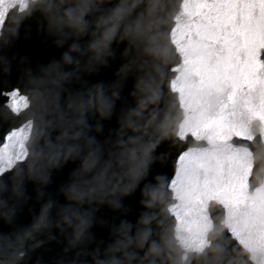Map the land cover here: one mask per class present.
Returning a JSON list of instances; mask_svg holds the SVG:
<instances>
[{
	"label": "clouds",
	"instance_id": "obj_1",
	"mask_svg": "<svg viewBox=\"0 0 264 264\" xmlns=\"http://www.w3.org/2000/svg\"><path fill=\"white\" fill-rule=\"evenodd\" d=\"M18 7L10 9L0 24V49L33 13L39 15L38 30L56 47H67L59 59L35 68L27 57H20L16 61L20 83L14 88L28 103L19 112L0 105V125L19 128L23 122L8 149L0 150V220L14 222L30 199L29 181L41 202L27 226L0 232V264H24L27 252L44 240L56 239V234L65 246L55 264H245L250 253L228 238L226 217L209 207L207 223L192 228L178 223L169 208L182 209L183 202L168 190L165 176L146 180L162 158L157 149L172 140L185 120V109L169 87L173 75L169 69L177 60L169 35L180 15L177 0H28L23 12ZM116 59L120 63L112 80L83 79ZM13 60L0 54V75L10 72ZM216 103V94L205 97L204 114H210ZM114 114L117 127L98 139L102 121ZM252 131L260 137L257 124H252ZM252 148L254 183L264 185V139L260 148L255 143ZM68 161L77 163L58 186L57 196L46 194L52 170ZM138 188L142 210L134 223L127 219L109 223L97 217L104 205L127 213L124 198ZM94 224L107 225L106 243L96 240ZM93 243L95 247L89 248Z\"/></svg>",
	"mask_w": 264,
	"mask_h": 264
},
{
	"label": "snow or ice",
	"instance_id": "obj_2",
	"mask_svg": "<svg viewBox=\"0 0 264 264\" xmlns=\"http://www.w3.org/2000/svg\"><path fill=\"white\" fill-rule=\"evenodd\" d=\"M176 21L171 37L183 63L176 67L171 88L185 109L178 134L184 138L190 133L188 143L195 137L206 144L178 154L180 167L170 183L183 207L171 205V210L178 223L198 227L209 220L208 202L219 201L227 209L232 235L251 260L264 264V185L249 190L252 145L260 148L264 139V0H185ZM19 92H3V103L16 112L28 103ZM213 93L216 106L204 114L205 97ZM253 123L260 137L253 133ZM22 130H6L0 150H7Z\"/></svg>",
	"mask_w": 264,
	"mask_h": 264
},
{
	"label": "water",
	"instance_id": "obj_3",
	"mask_svg": "<svg viewBox=\"0 0 264 264\" xmlns=\"http://www.w3.org/2000/svg\"><path fill=\"white\" fill-rule=\"evenodd\" d=\"M180 2L181 0H177L179 8H180ZM9 13L10 12H8L6 19L8 18ZM38 21H39V15L37 13H33L32 16L23 19L18 28L16 37L10 41V44L6 48L0 49V54H4L9 58L15 57V60L12 61L10 72L6 76L0 75V105H4L3 103L5 99V97L3 96L4 90L14 88L20 83L19 80L20 72L17 68V63H16V61H18L20 57H27L29 64L33 68H35L36 65L45 64L50 59L53 58L59 59L62 52L67 47V45L59 48L56 47L55 44L52 42L51 37H46L42 29L38 30L39 28ZM122 47L123 44L119 46V48ZM176 56H177V60L175 63L171 65V67L177 64L178 62H180L179 55L176 54ZM119 63H120L119 59L112 60L107 67L101 68L95 74L85 75L83 79L87 80L89 83H94L100 80L110 81L114 78L113 74L116 71L117 67L119 66ZM170 72L173 73L171 77L173 78L175 72L174 71H170ZM131 85H132V80L130 78L123 92L125 96L130 90ZM73 87H79V85L74 84ZM169 87H170V81H169ZM116 108L118 111L120 108V101H117ZM95 119L96 117H92L91 122H94ZM22 123L23 122H21L20 124ZM102 123H103V132L97 134V138L101 140H103L104 137L108 135L109 129H114L115 127H117L116 115L114 114L111 119L104 120L102 121ZM6 130H8L7 124L0 125V136H2L6 132ZM187 137L190 136L187 135L185 140H180L177 137V132H176V134L174 135L171 141H166L159 146L157 152L163 154L162 158L161 160L157 161L152 165L149 176L146 178L147 181H151L153 177L157 174H163L165 176V179L167 180V188H168L169 181L175 170L176 158L178 154L181 152V150H184L187 147L193 145L201 146V144H204L203 142L196 141L193 138H191L192 142L188 143ZM178 140L180 141V143L176 142ZM76 163L77 162L75 161H68L63 165V167L52 170L51 181L45 187L46 194H50L54 198L57 196L58 186L64 183L68 179V174L76 166ZM252 179H253V175L250 179L251 182L254 185L258 184V183H254ZM34 188L35 185L33 184V182L29 181L26 183V191L29 194L30 199L17 211L14 222L12 224H6L4 221L0 220V232L8 233L13 231L15 228L25 227L31 222L33 215L38 211L41 203L35 199ZM168 190L172 192L170 189ZM139 199H140V192L138 188L135 193L124 198L123 203L129 209L127 213L114 211L113 209L109 208L107 205H104L97 210L96 215L101 219L107 220L109 223H118L120 219H127L130 222L134 223L139 212L142 210L141 206L139 205ZM59 200L60 202L64 201L62 195L59 196ZM209 207L217 216L223 217V215L222 216L220 215L218 208L214 206L213 203H211V206ZM91 231L96 237V240H102L105 243L108 241L109 229L107 225L102 226L100 224H94ZM53 233L56 234L55 229H53ZM228 237L232 241H234L235 247L246 251L239 243H237L236 239L231 237L230 233H228ZM39 239L43 240V237H39ZM64 246H65V242L63 237L56 234V239L44 240V242L41 243L39 247H36L35 249H32L31 251L27 252L24 264H55V261L62 255H64L63 254ZM92 247H95V243L89 245V248ZM74 251L75 250L67 253V256L71 257ZM22 255H24V253ZM247 264H256V261H251V259L248 257Z\"/></svg>",
	"mask_w": 264,
	"mask_h": 264
},
{
	"label": "rangeland",
	"instance_id": "obj_4",
	"mask_svg": "<svg viewBox=\"0 0 264 264\" xmlns=\"http://www.w3.org/2000/svg\"><path fill=\"white\" fill-rule=\"evenodd\" d=\"M184 2H185V0H182V3H181V13H183V5H184ZM189 2L190 3H196V2H198V0H189ZM209 2H211V0H209ZM13 4H18L19 5V7L20 8H23V7H25V5H26V0H13V3H9V0H0V24H1V22H2V20H3V18H4V15H5V12H6V10L8 9V7L9 6H11V5H13ZM175 25H176V23H175ZM175 25H174V27H175ZM173 27V28H174ZM172 28V29H173ZM171 39H172V37H171ZM174 43V42H173ZM179 51V50H178ZM182 61H183V56H182ZM183 63V62H182ZM177 75H178V72H177ZM175 79V78H174ZM178 96H179V93H178ZM4 143H7V141L5 140V142ZM3 147V146H2ZM1 147V148H2ZM179 167H180V162H179V158H178V160H177V167H176V171H175V174H174V177H173V179H175V175H176V172L179 170ZM170 186H171V183H170ZM172 188V187H171ZM173 192H174V196H175V191H174V189H173ZM170 210H171V207H170ZM225 210H226V214H225V217H226V215H227V209L225 208ZM171 212H172V210H171ZM173 213V212H172ZM174 214V213H173ZM175 215V214H174ZM230 229V228H229ZM231 231V230H230ZM237 238V237H236ZM238 239V238H237ZM239 240V239H238Z\"/></svg>",
	"mask_w": 264,
	"mask_h": 264
}]
</instances>
